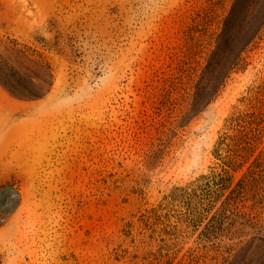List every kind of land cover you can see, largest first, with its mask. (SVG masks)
<instances>
[{
    "label": "rangeland",
    "instance_id": "374dc122",
    "mask_svg": "<svg viewBox=\"0 0 264 264\" xmlns=\"http://www.w3.org/2000/svg\"><path fill=\"white\" fill-rule=\"evenodd\" d=\"M237 2L0 0V54L32 76L38 67L15 46H39L54 69L39 99L17 98L0 83V179L15 175L22 190L21 206L0 226V264H150L151 229L130 222L218 162L213 149L226 119L264 79V24L218 98L151 168L141 126L171 73L188 89L197 82ZM183 235L178 260L196 244V235ZM250 237L229 258L220 252L231 241L216 238L209 261L243 264L236 251Z\"/></svg>",
    "mask_w": 264,
    "mask_h": 264
},
{
    "label": "trees",
    "instance_id": "16d2710c",
    "mask_svg": "<svg viewBox=\"0 0 264 264\" xmlns=\"http://www.w3.org/2000/svg\"><path fill=\"white\" fill-rule=\"evenodd\" d=\"M262 24L264 0H238L217 35L207 67L191 89L175 73L166 78V83H171L141 126L150 137L151 150L146 155L149 168L171 155L183 136L182 129L218 98L237 59ZM15 47L20 58L34 63L38 72L28 75L17 62L0 54V83L20 99L44 97L54 85V69L45 52L27 43ZM241 101L245 108L226 119L214 146L215 166L190 183L175 187L158 206L142 213L137 222H130L142 232L151 229L149 240L144 241V258L150 264L158 257H167L165 264H211L213 240L226 237L231 241L220 252L229 258L248 236L237 255L244 258L243 264H264V79L250 87ZM21 204L20 180L15 175L0 179V226ZM173 210L181 211L178 220H172ZM183 233L197 239L178 260L175 248Z\"/></svg>",
    "mask_w": 264,
    "mask_h": 264
}]
</instances>
